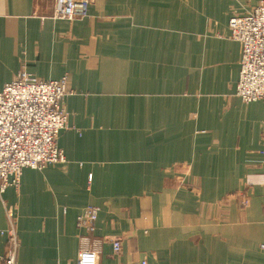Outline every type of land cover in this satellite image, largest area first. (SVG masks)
<instances>
[{"label": "crops", "instance_id": "0c3cea01", "mask_svg": "<svg viewBox=\"0 0 264 264\" xmlns=\"http://www.w3.org/2000/svg\"><path fill=\"white\" fill-rule=\"evenodd\" d=\"M261 1L91 0L70 21L0 0V92L22 72L72 90L66 163L0 200V264L8 209L17 264H264V101L236 95L229 30Z\"/></svg>", "mask_w": 264, "mask_h": 264}, {"label": "built area", "instance_id": "2783aa9c", "mask_svg": "<svg viewBox=\"0 0 264 264\" xmlns=\"http://www.w3.org/2000/svg\"><path fill=\"white\" fill-rule=\"evenodd\" d=\"M91 0H54V17L73 21L85 13ZM234 41L242 46L236 95L243 103L264 101V1L252 11L235 15L229 21ZM72 94L69 79L41 81L26 72L5 85L0 92V200L9 188L18 189L25 169L43 170L50 165H64L66 157L58 147L60 133L68 127L64 102ZM99 209L88 207L79 217L80 227L95 231ZM9 226L5 254L1 264H17L19 240L16 216L7 210ZM121 250L119 241L113 244ZM92 261L97 256L83 251ZM141 264H146L145 262Z\"/></svg>", "mask_w": 264, "mask_h": 264}, {"label": "rangeland", "instance_id": "374dc122", "mask_svg": "<svg viewBox=\"0 0 264 264\" xmlns=\"http://www.w3.org/2000/svg\"><path fill=\"white\" fill-rule=\"evenodd\" d=\"M78 17H80V16H78ZM53 18L54 19H56L55 17H54V9H53ZM230 37H231V35H230ZM231 39H232V37H231ZM233 40V39H232ZM239 81V80H238ZM238 84V83H237ZM248 205V197H246V199H244V201L242 202V207H246ZM263 248H264V246H263Z\"/></svg>", "mask_w": 264, "mask_h": 264}]
</instances>
